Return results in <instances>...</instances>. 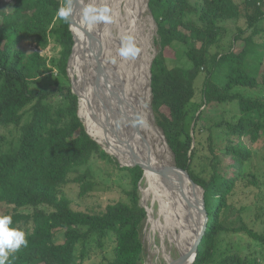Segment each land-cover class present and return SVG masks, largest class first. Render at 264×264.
I'll list each match as a JSON object with an SVG mask.
<instances>
[{
    "label": "trees",
    "instance_id": "obj_1",
    "mask_svg": "<svg viewBox=\"0 0 264 264\" xmlns=\"http://www.w3.org/2000/svg\"><path fill=\"white\" fill-rule=\"evenodd\" d=\"M65 2L13 0L11 11L0 15V126H20L29 114L28 122L21 126L18 148L10 152L0 148V215H10V227L22 230L28 241L27 247L8 256L6 264H86L94 249L105 252L109 246L113 258H105L104 264H142L141 230L148 214L139 197L141 168L121 169L131 176L132 189L125 193L129 203L111 204L98 213L83 212L72 207L65 193L69 186L77 185L79 197L85 198L94 183L89 169L81 172V167L94 157L112 161L89 131L95 141L87 134L79 117V98L70 87L71 55L70 77L75 73L74 36L69 25L56 18L58 7ZM263 4L264 0L148 2L159 37V53L151 67L155 122L176 167L204 191L207 226L194 264H259L239 253H225L218 237L245 231L227 228L220 216L252 157L245 141L257 142L264 135V102L235 92L264 87V73L259 81L256 66L250 71L247 65L251 54L263 45L255 39L263 34ZM229 22H244L245 26H238L226 50L222 44ZM52 38L61 48L60 58L53 62L38 51L27 53L21 48L29 41L44 50ZM177 45L185 50L187 67L169 64L176 57ZM48 65L62 75V83L38 90ZM220 71L226 72L222 84L214 80ZM203 72L207 77L201 107L237 106V121L223 119L203 131V112L193 117L195 84ZM190 116L193 134L187 129ZM204 132L208 153L200 155L203 169L197 173L194 160L200 154ZM217 133L225 136L217 138ZM249 234L264 243L261 235Z\"/></svg>",
    "mask_w": 264,
    "mask_h": 264
},
{
    "label": "rangeland",
    "instance_id": "obj_2",
    "mask_svg": "<svg viewBox=\"0 0 264 264\" xmlns=\"http://www.w3.org/2000/svg\"><path fill=\"white\" fill-rule=\"evenodd\" d=\"M240 1L241 0H235V2ZM148 2L149 0H141L140 6L142 7V14L139 17V33L137 35L132 34L131 36L134 39L136 45L141 48L140 54L135 59H124L120 57L119 49L121 47L122 37L126 36V34L124 35L121 33L119 28L122 22H120L121 17L118 16V13L121 16L125 14V5L122 4L119 7L120 12L117 13L118 7L116 5V0H83L84 6L94 4L98 7L108 6L111 9L113 13L112 23L106 25H94L95 28L99 29V44L105 51L111 69L122 66L120 70H122L124 73L135 72L138 74V71L142 68L141 70L143 72L140 70L141 76L136 79L134 89L136 92H138L137 97L141 103L142 110L148 117L149 125H153L155 131L157 130L156 132L162 137V143H164L163 145L167 147L165 138L162 136L163 134L156 125L155 116L151 109V66L153 60L159 53V37L157 33V25L148 9ZM12 7L13 0H0V15L5 12L9 13ZM261 9L264 10V4L261 6ZM122 24H125V28L127 27L126 21H123ZM238 26L244 27L245 24L244 22H229L225 25L228 31L222 45L226 48V50L228 49L230 41L233 38V34L236 32ZM260 30L263 31V34L255 36V39L257 43H261L263 45L257 48L256 53L251 54L247 61V65L250 71L253 69L252 67L256 66L255 74H257L259 81H262V75L264 73V21L260 26ZM104 37H106V40ZM21 48L27 53H34L38 51L40 55L44 59H48L49 62H53L55 59L60 58L61 48L57 45L54 38L50 40L48 47L44 50L38 49L34 43L29 41H24L21 45ZM184 51L185 50L182 46L177 45L175 50L176 57L170 60V66L187 67L185 58L183 56ZM111 52L114 53L112 54ZM123 60L126 62V64ZM144 65L145 67L148 66V69L145 68ZM68 72H70L69 66ZM69 75L70 73H68L70 87L73 88L74 86L82 99L80 108L84 117L86 119L94 120L98 129H94L93 131L92 125L85 123L84 120L83 123L86 124L88 130L94 132L97 137L96 140L103 147L101 148L110 153L111 147L106 144L109 143L106 141V139L110 138H107V134H104L107 127L104 125V122L98 120L96 115L93 116L91 114L93 108L85 96V86L80 79L77 68L75 69V73L72 78ZM44 76L45 82L41 86L36 87L38 90L54 87L57 82L62 83V75L59 74L55 67L53 68L50 65L47 66ZM206 77L207 73L203 72L197 79L195 84L196 97L190 108V110L193 112V117L203 112V116L200 120V126L203 131L208 130L212 125L221 122L223 119L234 122L237 121L239 117L238 107L231 104H226L223 106L218 105L208 108L205 106L201 107L202 103L204 102L202 90ZM225 77L226 72L220 71L215 75L214 80L218 84H222L225 80ZM235 92L242 93L246 97L259 99L260 101L264 102V87L262 86L257 90L236 89ZM198 109L199 111L196 112ZM28 120L29 114L25 116L20 126H0V148L3 152H10L18 148L22 134L21 126L26 124ZM193 127L194 120L192 116H190L188 119L187 129L189 132H191V134H193ZM224 136L225 133L216 134L217 138ZM206 137L207 132H204L200 136L202 140V145L199 147L200 154L194 160V170L197 173L201 172L203 169V163L200 160V155H205L208 153L205 143ZM111 139L115 143L114 146L112 145V150L123 158L122 151L118 149L119 145H121L120 139L117 135ZM245 144L251 149L252 157L245 165V177H243V180L238 183L236 191L229 199L228 206L224 208L220 216L221 222L227 228L242 229L245 231L238 233H222L218 237V242L221 250H223L225 253H239L242 257H245L249 261L256 260L259 264H264V243L257 241L249 234V231H252L257 235L264 237V135L261 136L257 142L247 140L245 141ZM167 148L169 150L171 161L175 165L174 155L169 147ZM110 157L112 161L101 160L97 157H94L89 165L81 167V172H86L89 169L92 175L94 187L85 198L79 197V187L77 185H71L66 189L65 193L67 197L72 200V207L74 209L83 212L92 211L94 213H98L111 204L129 203V199L125 193L132 189L131 176L129 172L123 171L121 169L134 167L125 166L126 164L120 162L115 155ZM143 179L144 178H142L139 184V197L141 206L146 209L148 217L141 230V239L144 247L141 263L167 264L165 256H168V254L169 257H172L173 260L177 261L181 257V247L180 244L177 243L178 237L181 238L183 236V239L191 238L193 241L194 234L201 228L202 224L206 220L207 214L203 205L204 195L202 193L194 195L191 194L189 197L186 196L181 199L175 198L170 203L165 204L163 202L154 200L153 195L146 199L143 191L147 189V185ZM149 209L152 213L151 216H149L148 213ZM28 212L30 211H22V213ZM11 253L12 252H9L8 256ZM105 258L109 260L113 258L111 246H109L105 252L94 249L90 255V259L86 261V264H104L106 263L104 260Z\"/></svg>",
    "mask_w": 264,
    "mask_h": 264
},
{
    "label": "bare ground",
    "instance_id": "obj_3",
    "mask_svg": "<svg viewBox=\"0 0 264 264\" xmlns=\"http://www.w3.org/2000/svg\"><path fill=\"white\" fill-rule=\"evenodd\" d=\"M122 4L125 5L123 16L118 13ZM81 5H84L83 0H74L75 11L72 18V28L75 37V69L77 68L80 79L85 86V96L93 108L91 114L96 115L98 120L105 123L107 129L104 134H107V138L111 139L117 135L121 141L118 149L122 151L123 158L112 150V145L115 144L112 139H106L111 144L106 143L111 147V152L108 153L111 156L115 155L126 166L140 164L144 167L143 180L147 185V189L143 193L146 199L153 195L154 200L167 204L175 198L181 199L186 196L189 197L191 194H200V191L190 183L188 177L176 169L169 156L168 146L163 145L162 137L156 132L157 130L155 131L153 125H149L148 117L142 110L137 97L138 92L134 89L136 79L141 76L140 70L142 68L138 71V74L135 72L124 73L120 70L122 66L114 69L110 68L105 51L99 44V29L94 26L89 28L81 23L79 13ZM116 5L118 16L121 17L120 22L126 21L127 25L125 28V24L121 23L119 26L121 33L126 34V36L137 35L139 33V17L142 14L141 0H116ZM95 52L97 53L95 54ZM145 68L148 69V66ZM77 93L79 94V92ZM80 102L81 105V97ZM80 112L85 123L92 125L93 131L94 129L97 130L95 121L86 119L81 108ZM88 131L95 139L97 138L94 132ZM148 213L151 216L150 209ZM199 230L196 232L197 234H194L193 241L191 238L178 237L177 243L181 247V257L178 259L179 261H175L168 254V256H165L167 264H191V259H187V255L194 246V242L200 233ZM183 257L185 259L180 260Z\"/></svg>",
    "mask_w": 264,
    "mask_h": 264
},
{
    "label": "clouds",
    "instance_id": "obj_4",
    "mask_svg": "<svg viewBox=\"0 0 264 264\" xmlns=\"http://www.w3.org/2000/svg\"><path fill=\"white\" fill-rule=\"evenodd\" d=\"M74 0H66L58 7L56 18L64 21L71 28L74 15ZM81 23L91 28L98 24H110L113 22V13L108 6H96L89 4L81 5L79 9ZM141 49L136 45L131 36L122 37L119 49L120 57L124 59H135L140 54ZM13 220L10 215H0V264H6L9 252H16L21 247H27L28 241L25 233L15 227H10Z\"/></svg>",
    "mask_w": 264,
    "mask_h": 264
},
{
    "label": "water",
    "instance_id": "obj_5",
    "mask_svg": "<svg viewBox=\"0 0 264 264\" xmlns=\"http://www.w3.org/2000/svg\"><path fill=\"white\" fill-rule=\"evenodd\" d=\"M72 24H73V19H72ZM70 30H71V33L73 34V36H74V33H73V28L71 27L70 28ZM74 40H75V37H74ZM75 43V42H74ZM74 47H75V45H74ZM74 47H73V51H74ZM73 51H72V54H73ZM97 52H95V54H96ZM71 57H72V55H71ZM71 57H70V59H69V63H68V66H70V61H71ZM152 67V66H151ZM68 73H70V72H68ZM70 76V75H69ZM72 90H73V93L75 94V95H77L78 96V98H79V117H80V119L82 120V122H83V118L81 117V115H80V97H79V94L76 92V90L74 89V86H73V88H72ZM151 109H152V106H151ZM84 126H85V129H86V132H87V134L90 136V134L88 133V130H87V127H86V124H84ZM91 137V136H90ZM92 138V137H91ZM93 139V138H92ZM94 140V139H93ZM95 141V140H94ZM97 142V141H96ZM98 143V142H97ZM99 144V143H98ZM100 145V144H99ZM101 147H102V145H100ZM103 148V147H102ZM105 150V149H104ZM105 152L109 155V156H111L106 150H105ZM126 166V165H125ZM128 167V166H127ZM130 167H139V168H141L143 171H144V167L142 166V165H140V164H136V165H130ZM176 169L178 170V171H180L181 173H184L187 177H188V180L190 181V183L196 188V189H198L199 191H200V193H202L203 195H204V191L197 185V184H195L194 183V181L189 177V175H188V173L186 172V171H183V170H181V169H179V168H177L176 167ZM203 205H204V203H203ZM204 209H205V206H204ZM206 226H207V215H206V220H205V222L202 224V226H201V228H200V233H199V235L197 236V239L195 240V242H194V246H193V248H192V250L188 253V255H187V259H191V264H194V262H195V260H196V257H197V252H198V247H199V245H200V243H201V240H202V238H203V236H204V233H205V230H206ZM185 258L183 257L182 259H180V260H184ZM179 261V260H178Z\"/></svg>",
    "mask_w": 264,
    "mask_h": 264
}]
</instances>
